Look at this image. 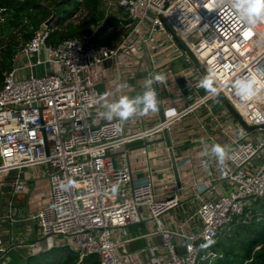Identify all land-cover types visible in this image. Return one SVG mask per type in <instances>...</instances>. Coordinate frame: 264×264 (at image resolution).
<instances>
[{
    "label": "built area",
    "instance_id": "2783aa9c",
    "mask_svg": "<svg viewBox=\"0 0 264 264\" xmlns=\"http://www.w3.org/2000/svg\"><path fill=\"white\" fill-rule=\"evenodd\" d=\"M116 5L123 15L115 19L124 30L118 46L96 47V31L49 43L59 28L55 22L34 29L14 56L0 86V174L15 172V192L26 186L21 182L24 169H46L34 176L47 179L49 201L32 217L22 218L28 226L38 224L40 252L68 247L81 259L96 254L99 264H224V253L212 246L227 226L250 223L253 202L264 201V23L239 20L231 0H117ZM78 11L73 16H79ZM11 17L0 6V23ZM124 57L147 67L142 72L138 66L135 96L152 75L166 77L156 83L164 121L157 112L127 121L103 116L105 104L120 97L107 98L97 91L100 71L114 69ZM185 64L174 71L175 65ZM43 65L46 73L39 75L37 67ZM210 71L221 91L218 96L199 95L198 84ZM248 76L257 78L258 91L243 99L232 83ZM188 90L195 93L194 99L187 97ZM220 97L227 109L216 113L212 101ZM200 110L206 112L198 127L207 136L199 145L204 158L197 161L186 146L175 142L172 131ZM166 133L171 143L158 154L159 161L148 157L147 176L135 181L124 157L129 151L123 147L144 140L142 149L148 154L149 146ZM214 143L228 146L230 158L224 166L205 152L204 146L210 149ZM196 168L207 172L193 178L188 189L192 197L184 200L182 176L190 178ZM144 220L155 226L131 237L128 226ZM135 239L144 242L130 246ZM36 248L32 244L28 255H35ZM13 250L17 247L7 248L0 233L1 261L27 264L28 256L13 257Z\"/></svg>",
    "mask_w": 264,
    "mask_h": 264
},
{
    "label": "crops",
    "instance_id": "0c3cea01",
    "mask_svg": "<svg viewBox=\"0 0 264 264\" xmlns=\"http://www.w3.org/2000/svg\"><path fill=\"white\" fill-rule=\"evenodd\" d=\"M95 31L96 32L98 31V29L96 30V27L94 28V32ZM118 32H119L118 36H120V39L119 41H116L115 35ZM116 34L112 36L113 45L111 47H116L120 44L124 32L121 33L120 31H117ZM138 66L142 67V72H144L147 69L144 62L141 64L140 61H137L132 58L130 59L124 57L123 62L120 65H115L114 69L108 71H103L101 69L100 73L102 79L100 80V82L96 84L97 91L100 94L101 93L108 94L107 98H114L121 96L134 97L137 91L134 90L132 87H136V82L138 81L137 80ZM171 74L172 73L169 72L168 76H170ZM180 76H182V73L177 75V77ZM193 93L194 92H192V90H188L186 92L187 97L189 99H194L196 95L195 93L194 94ZM205 93H206L205 91L202 92L200 91V89L198 91L199 95H204ZM212 106L216 113H220L227 109L226 101L224 100L221 102L220 98H218L217 100H213ZM205 112L206 110H200L197 114L186 118L181 124H178L175 127V129L172 131V135L175 142H178L183 146H186L188 150L187 152L190 151L192 154H194L195 157L197 158V161L204 158V154H203L204 152L200 151L201 148L199 147V145L205 142V137L207 136V134H205L199 129L198 120L199 117L205 115ZM228 119H230V117H228L227 120ZM205 121L208 122L207 125L208 130L210 132H213V127L212 124L210 123V117L206 116ZM166 138H167L166 134L163 135L161 134L158 139L160 140L158 144L154 146H149L148 149L150 152L148 154L144 153L142 149L146 147V142L144 140H137L123 147L124 152L126 149H128L127 151H129L128 154L124 153L125 155L124 157L126 158L127 163L130 164V166L133 169L135 181L137 179L144 180L145 177L147 176L148 171L146 168L148 165V157L150 158L156 157L155 159H157V161L160 160L161 157L160 156L158 157V154L161 151H165L164 149L167 146V142L165 141ZM220 139L224 141L226 139V136L223 135ZM151 163L153 164L154 161L152 160ZM44 171L45 168L42 169V172ZM42 172L38 168H36L35 170L32 168L24 169L22 171L21 179L23 180L21 182L26 186L21 188L19 191H15V192H14L15 172H11L7 176H3L0 174V183L1 181H4L3 186L0 187V233L5 240V244L7 248L12 246L17 247L16 251L13 250L10 252L12 256L16 258L18 253L23 254L24 256L26 254L28 255V251L30 250L32 244H37V246L39 245L38 244L39 241H37L36 239L37 237L34 234V230L36 228L39 230L38 224L34 222L33 226L31 224L28 226L27 224H25V222H23L24 220L22 218L26 216L32 217V215H35L38 212V210L49 201V184L47 179L44 178L43 176H41L40 179H36L34 176V174L41 175ZM206 172L207 171L205 169L196 168L194 172L191 173L192 175L190 176V178L181 175L183 188L180 190V193L182 194L184 200H187L192 197L191 194L188 192V189L193 178L196 176L200 177ZM252 206H253L254 217L252 218V221L250 223H234L230 225L229 228L232 226H236V228L243 229L244 227H249V226L252 227L253 225L257 226L259 222H262V220H264V210L262 209V207L264 208V201L256 200L253 202ZM258 212H260L261 215H256ZM7 215L10 216L9 218L11 220L6 219L8 218L6 217ZM259 216L261 218L258 220ZM154 226L155 223L153 221L144 220L140 223L129 225L128 231L131 237L137 238L141 234L148 232L150 228H153ZM242 229L240 231H243ZM244 230L247 232V229L244 228ZM37 233L41 235L40 230L39 232L37 231ZM222 237L216 244L221 242ZM154 240L156 242H159V236L155 235ZM41 241H42V237H41ZM143 242H144L143 240L135 239L132 240L130 246H135L137 244L140 245V243L142 244ZM226 250L225 251L220 250L224 253L225 256L224 257L225 259L223 260L224 264H226V253H225ZM252 256L254 255L252 254ZM1 260L2 258H0V264H4V262ZM244 260L238 258L237 260H235L230 264H240Z\"/></svg>",
    "mask_w": 264,
    "mask_h": 264
},
{
    "label": "trees",
    "instance_id": "16d2710c",
    "mask_svg": "<svg viewBox=\"0 0 264 264\" xmlns=\"http://www.w3.org/2000/svg\"><path fill=\"white\" fill-rule=\"evenodd\" d=\"M102 1L84 0L81 4L79 0H0V6L6 7L12 14L8 21L0 23V86L4 81L5 72L13 65L14 56L32 37L34 29L39 28L53 12L57 13L56 24L59 28L52 33L49 43L57 44L68 38L91 35L94 28L103 22V25L93 34L92 41L95 46H112V36L104 33L109 27L117 24V19H106L108 16L101 10ZM71 5H75L73 11L68 9ZM80 9L82 12L80 19L65 23ZM244 228L251 235L242 237L236 245L231 244L227 248L226 264L238 258L248 259L252 254L253 260L249 264H264V220L254 228L251 226ZM244 228L241 229L245 231ZM240 243L245 249L243 255L236 253L235 248L237 245L241 246ZM258 246L261 247L256 249ZM50 252L57 253L56 257H63L58 264H99L96 254L87 255L81 259L77 252L68 247H56L42 252L40 256H28L27 264H37L38 258H44Z\"/></svg>",
    "mask_w": 264,
    "mask_h": 264
},
{
    "label": "clouds",
    "instance_id": "9594fccd",
    "mask_svg": "<svg viewBox=\"0 0 264 264\" xmlns=\"http://www.w3.org/2000/svg\"><path fill=\"white\" fill-rule=\"evenodd\" d=\"M231 3L239 20L250 25H254L258 21H264V0H231ZM165 80L166 77L161 73L152 75L146 79L144 91L141 94L134 97L121 96L118 100L105 104L106 111L103 116L108 120L118 118L121 121H127L138 115L144 116L150 112H157L159 102L153 85L155 83H163ZM198 87L203 88L211 96H218L221 91L218 78L213 71H210L199 82ZM232 88L237 96L247 99L258 91L257 78L255 76L238 78L233 81ZM204 147L205 152L214 157L221 166H224L230 158L228 146L226 145L214 143L210 149L207 145Z\"/></svg>",
    "mask_w": 264,
    "mask_h": 264
},
{
    "label": "rangeland",
    "instance_id": "374dc122",
    "mask_svg": "<svg viewBox=\"0 0 264 264\" xmlns=\"http://www.w3.org/2000/svg\"><path fill=\"white\" fill-rule=\"evenodd\" d=\"M116 2L117 0H103L102 1V4H101V10L105 13V15H108V17H106V19H114L115 16H119V15H123L121 13V11L118 9L117 5H116ZM75 8V5H71L68 7L69 10L73 11V9ZM79 12V11H78ZM81 11L80 13L78 14L79 16H71L65 23H68V22H76L78 19L81 18ZM113 14V15H112ZM109 16H113V17H109ZM264 23V21H261ZM118 22L117 24L111 26L110 28H108V31H105V35L108 33L110 34L111 36H114L116 34L117 31H120L121 33L124 32V30H122L121 27L118 26ZM264 33V31H263ZM119 32L115 35L116 37V41H119L120 39V36H118ZM115 37H114V40H115ZM113 40V41H114ZM170 41H166V43H169ZM37 70H38V74L39 75H42V74H45L46 73V67L43 65V66H39L37 67ZM30 71H28V74L27 75H30ZM200 91L204 92L205 90L203 88H200ZM221 99V102L224 101V99L222 97H220ZM38 169H40V171L42 172V169L43 167H38ZM46 170V169H45ZM46 175V174H45ZM169 182H172V179H169ZM261 204V203H260ZM262 209L264 210V208L262 207ZM229 226L226 227V231L224 233V236L222 237V240L220 243L218 244H214L212 246L213 249H219V250H226L231 244L233 245H236L237 242H240V239L242 237H248L249 235H251L250 233L248 232H244V231H240L241 229L240 228H236V226H232L230 227L229 229H227ZM252 227H255V225H253ZM37 231L39 232V230L36 228L34 230V234L35 236L37 237V241L41 242V235L37 233ZM39 236H38V235ZM38 242V243H39ZM241 244V243H240ZM38 247H40V249L36 248L35 249V255H41L42 252L41 251V245L39 243ZM236 253H238V255H243L245 249L244 247H242V244L241 246L237 245L236 246ZM44 252V251H43ZM46 252V251H45ZM27 255V254H26ZM29 256V255H27ZM38 256V257H39ZM57 256V253L55 252H50L48 253L47 255H45L44 258H38V263L37 264H58L59 261H61V259L63 258L62 256L61 257H56ZM80 257V256H79Z\"/></svg>",
    "mask_w": 264,
    "mask_h": 264
},
{
    "label": "water",
    "instance_id": "95a60500",
    "mask_svg": "<svg viewBox=\"0 0 264 264\" xmlns=\"http://www.w3.org/2000/svg\"><path fill=\"white\" fill-rule=\"evenodd\" d=\"M58 20V17H57V13L56 12H53V14L43 23L45 26L47 27H50L51 25H53L56 21ZM185 66H187L186 64L184 66H180V67H174V71H179V69H184ZM154 89L156 90V93H157V99H158V115H159V118L161 121H164L165 120V113H164V105H163V100H162V96H161V91H160V88L159 86L155 83L153 85ZM167 135V138H166V141L168 144L171 143V135L166 133ZM171 157V161H172V165H173V171H174V175H175V178H176V181L178 184H180V176H179V166H178V163L176 161V158H175V154L174 152L171 153L170 155Z\"/></svg>",
    "mask_w": 264,
    "mask_h": 264
}]
</instances>
